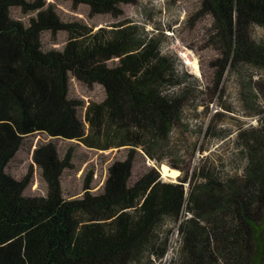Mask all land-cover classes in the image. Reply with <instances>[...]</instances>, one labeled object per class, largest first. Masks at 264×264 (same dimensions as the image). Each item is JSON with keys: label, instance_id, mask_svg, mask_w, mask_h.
<instances>
[{"label": "trees", "instance_id": "16d2710c", "mask_svg": "<svg viewBox=\"0 0 264 264\" xmlns=\"http://www.w3.org/2000/svg\"><path fill=\"white\" fill-rule=\"evenodd\" d=\"M69 1L116 21L93 29L65 22L46 0H0V264H163L169 247L166 264H264V0H197L195 17L208 18L202 43L215 53L206 84L162 49L158 34L120 19L122 6L138 0ZM15 6L27 21L12 15ZM62 30V47L42 44L44 31ZM234 72L239 113L257 122L218 129L223 117L233 121L222 98L223 77ZM72 78L100 85L104 97L85 104L71 96ZM214 101L205 129L186 136V110L207 113ZM232 132L223 144L239 169L210 155L192 163L195 151ZM37 133L46 141L32 159L46 194L28 195L33 172L17 179L7 165ZM56 138L124 153L98 192L89 170L82 194L66 198L72 154L61 157ZM146 158L156 168L146 164L134 178ZM161 164L178 170L175 180L162 179Z\"/></svg>", "mask_w": 264, "mask_h": 264}, {"label": "rangeland", "instance_id": "374dc122", "mask_svg": "<svg viewBox=\"0 0 264 264\" xmlns=\"http://www.w3.org/2000/svg\"><path fill=\"white\" fill-rule=\"evenodd\" d=\"M46 1L55 4L54 7L57 14L65 22L77 23L97 29L98 27L106 26L116 21L111 13H90L88 6L84 4L74 5L69 0ZM197 5V0H138L136 4H124L122 6V15L120 19H128L132 23L143 26L145 31L149 34H158L162 49L164 50L167 47L171 50L173 54L178 57L189 74L200 77L202 82L206 84L212 74L208 60L213 58L215 53L202 43L205 38L208 18L206 15L195 17L194 12L197 10ZM11 13L17 19L24 21H27L30 15L25 14L21 7L18 6L13 7ZM68 38L69 35L67 32H64V30L57 33L44 31L41 41L45 47L60 48L66 43ZM201 72L203 73L202 76ZM237 75L238 74L234 72V74H226L223 77V83L226 89L224 90L222 100L229 101L230 103L228 104H231L233 111L225 113L229 114L228 116H231L234 122L229 117H223L222 121L216 125L218 129L219 126L231 129L232 125L236 128L237 125L240 124L246 125L250 123V125H253L257 122L255 120L256 118L245 117L239 113L238 108L240 106L235 93V91H237V84L239 83L238 77H236ZM69 89L71 96L83 99L85 104L90 100L96 102L100 101L104 97V92L100 85L93 84L88 86L80 83L74 78L71 79V86H69ZM217 109L218 105L216 101H214L208 106L207 113H204L201 108L196 109V111L186 110L185 117L188 124L186 136H189V134L193 133V130H197L198 128L203 131L207 121H209L210 115ZM233 133L234 132L224 138L225 140L222 142L213 140L210 149L204 153L199 154V152L195 151L192 163H196L200 155H210L217 161V164L222 165L226 169H239L241 161H238L237 157L232 155L233 150L229 144H223V142L233 137ZM45 138V134L43 133L25 137L21 147L16 151L14 158L7 165V171L17 179L23 178L29 171L33 172L32 182L26 189L28 195L46 194L45 184L40 180L39 169L33 164L32 159L33 148L36 147L39 140ZM53 142L57 145L61 157L68 150H70L72 154L71 165L63 170L61 180L62 190L66 198L77 197L82 194L81 186L89 170H92V181L90 182L92 191L98 192L106 178L107 166H109L115 158L122 157L124 153L123 147L110 150H94L82 144L62 140L61 138H56ZM146 164L155 165V163L148 158H146L145 162L142 159L136 161L132 172L134 178L144 170ZM157 170L160 176H163L162 179L164 180H175L178 175V170L170 169L166 164H161V167H157ZM164 175H169L171 179H168ZM175 238L176 234L173 232L170 237V245L174 243ZM169 258L170 247L164 257L165 262H163V264H166Z\"/></svg>", "mask_w": 264, "mask_h": 264}, {"label": "water", "instance_id": "95a60500", "mask_svg": "<svg viewBox=\"0 0 264 264\" xmlns=\"http://www.w3.org/2000/svg\"><path fill=\"white\" fill-rule=\"evenodd\" d=\"M168 166V165H167ZM160 167H161V165H160ZM168 168H170V166H168ZM171 169V168H170ZM160 170H161V168H160ZM165 177H167L168 179H171V177H169V175H164ZM161 177H163V176H161Z\"/></svg>", "mask_w": 264, "mask_h": 264}]
</instances>
